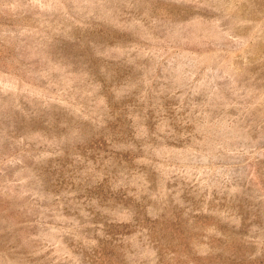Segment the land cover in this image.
Segmentation results:
<instances>
[{
    "label": "rangeland",
    "instance_id": "374dc122",
    "mask_svg": "<svg viewBox=\"0 0 264 264\" xmlns=\"http://www.w3.org/2000/svg\"><path fill=\"white\" fill-rule=\"evenodd\" d=\"M0 264H264V0H0Z\"/></svg>",
    "mask_w": 264,
    "mask_h": 264
}]
</instances>
